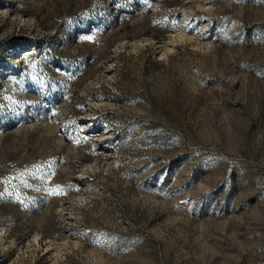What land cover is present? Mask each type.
Wrapping results in <instances>:
<instances>
[{
  "label": "rangeland",
  "instance_id": "obj_1",
  "mask_svg": "<svg viewBox=\"0 0 264 264\" xmlns=\"http://www.w3.org/2000/svg\"><path fill=\"white\" fill-rule=\"evenodd\" d=\"M0 264H264V0H0Z\"/></svg>",
  "mask_w": 264,
  "mask_h": 264
}]
</instances>
